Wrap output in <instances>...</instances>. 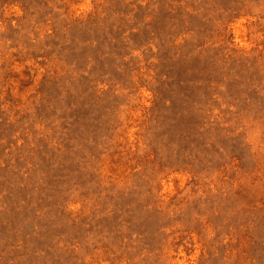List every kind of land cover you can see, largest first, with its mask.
<instances>
[{
	"label": "rangeland",
	"instance_id": "rangeland-1",
	"mask_svg": "<svg viewBox=\"0 0 264 264\" xmlns=\"http://www.w3.org/2000/svg\"><path fill=\"white\" fill-rule=\"evenodd\" d=\"M0 264H264V0H0Z\"/></svg>",
	"mask_w": 264,
	"mask_h": 264
}]
</instances>
